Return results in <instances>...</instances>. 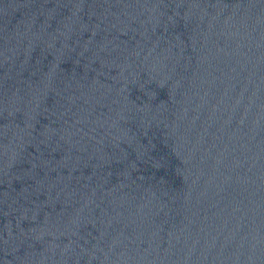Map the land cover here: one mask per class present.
Masks as SVG:
<instances>
[{
  "label": "water",
  "instance_id": "1",
  "mask_svg": "<svg viewBox=\"0 0 264 264\" xmlns=\"http://www.w3.org/2000/svg\"><path fill=\"white\" fill-rule=\"evenodd\" d=\"M0 264H264V0H0Z\"/></svg>",
  "mask_w": 264,
  "mask_h": 264
}]
</instances>
